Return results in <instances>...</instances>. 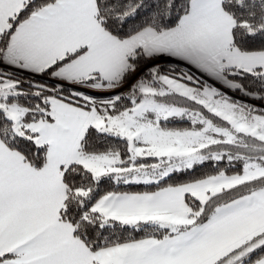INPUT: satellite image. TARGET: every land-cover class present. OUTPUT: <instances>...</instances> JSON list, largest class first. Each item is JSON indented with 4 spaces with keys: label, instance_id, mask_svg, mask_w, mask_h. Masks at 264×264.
Returning a JSON list of instances; mask_svg holds the SVG:
<instances>
[{
    "label": "snow or ice",
    "instance_id": "obj_1",
    "mask_svg": "<svg viewBox=\"0 0 264 264\" xmlns=\"http://www.w3.org/2000/svg\"><path fill=\"white\" fill-rule=\"evenodd\" d=\"M0 264H264V0H0Z\"/></svg>",
    "mask_w": 264,
    "mask_h": 264
},
{
    "label": "trees",
    "instance_id": "obj_2",
    "mask_svg": "<svg viewBox=\"0 0 264 264\" xmlns=\"http://www.w3.org/2000/svg\"><path fill=\"white\" fill-rule=\"evenodd\" d=\"M252 102H256V101H252Z\"/></svg>",
    "mask_w": 264,
    "mask_h": 264
}]
</instances>
